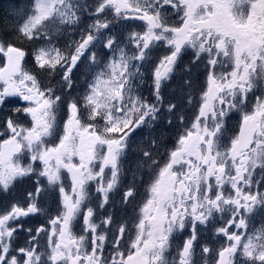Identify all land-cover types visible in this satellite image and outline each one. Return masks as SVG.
Masks as SVG:
<instances>
[{
  "label": "snow or ice",
  "instance_id": "6c2138e0",
  "mask_svg": "<svg viewBox=\"0 0 264 264\" xmlns=\"http://www.w3.org/2000/svg\"><path fill=\"white\" fill-rule=\"evenodd\" d=\"M0 264H264V0H8Z\"/></svg>",
  "mask_w": 264,
  "mask_h": 264
},
{
  "label": "trees",
  "instance_id": "16d2710c",
  "mask_svg": "<svg viewBox=\"0 0 264 264\" xmlns=\"http://www.w3.org/2000/svg\"><path fill=\"white\" fill-rule=\"evenodd\" d=\"M4 2L6 4L8 2V0H0V12H2V10H3Z\"/></svg>",
  "mask_w": 264,
  "mask_h": 264
}]
</instances>
